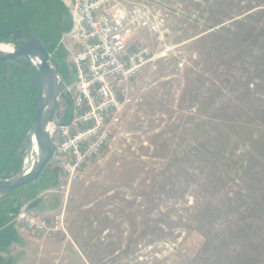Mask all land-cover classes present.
Returning a JSON list of instances; mask_svg holds the SVG:
<instances>
[{
    "label": "rangeland",
    "instance_id": "1",
    "mask_svg": "<svg viewBox=\"0 0 264 264\" xmlns=\"http://www.w3.org/2000/svg\"><path fill=\"white\" fill-rule=\"evenodd\" d=\"M112 2L142 9L150 23L129 45V55L149 51L130 81L132 102L106 147L83 149L77 182L57 154L0 200V264H264V0ZM2 12L0 44L13 46L12 30L32 25L70 83L64 1L29 23ZM37 65L0 62V179L23 168ZM71 109L61 97L58 122ZM30 198L43 207L30 211ZM23 214L62 215L63 229L34 233Z\"/></svg>",
    "mask_w": 264,
    "mask_h": 264
},
{
    "label": "built area",
    "instance_id": "2",
    "mask_svg": "<svg viewBox=\"0 0 264 264\" xmlns=\"http://www.w3.org/2000/svg\"><path fill=\"white\" fill-rule=\"evenodd\" d=\"M72 17V42L68 45V65L73 80L61 75L62 98L71 104L67 122H59L54 156L69 183L77 182L75 171L84 163L83 149L99 152L112 139L122 115L132 102L130 81L146 63L149 51L141 48L129 55L134 32L150 27L142 9L128 10L112 0H63ZM53 156V157H54ZM34 233L51 234L63 229L62 215L52 220L21 215Z\"/></svg>",
    "mask_w": 264,
    "mask_h": 264
},
{
    "label": "water",
    "instance_id": "3",
    "mask_svg": "<svg viewBox=\"0 0 264 264\" xmlns=\"http://www.w3.org/2000/svg\"><path fill=\"white\" fill-rule=\"evenodd\" d=\"M29 37H31L29 39ZM19 57H34L40 60L38 67V102L37 115L30 131V144L27 154H30L35 140L38 150L37 160L31 168L24 167L15 175L0 179V200L11 194L17 188L34 183L45 171L53 158L56 128L59 126V96L61 85L58 72L50 62V55L42 41L34 36L15 46L12 52L0 49V62ZM52 124V133L49 125Z\"/></svg>",
    "mask_w": 264,
    "mask_h": 264
},
{
    "label": "flooded vegetation",
    "instance_id": "4",
    "mask_svg": "<svg viewBox=\"0 0 264 264\" xmlns=\"http://www.w3.org/2000/svg\"><path fill=\"white\" fill-rule=\"evenodd\" d=\"M3 5L0 6L2 8L3 12V18H6V21L8 19L9 14L16 13L19 15L22 22L29 23L30 20L35 16V13L37 14L41 7H47L52 5V0H3ZM33 21V20H32ZM25 27H18L12 30L11 32V38L13 41V47L22 45L26 40L27 36H34L38 39H40L46 48V50L49 53V49L47 47L48 43L47 41L37 34L31 32L32 31V25H25ZM30 28V29H29ZM31 37H29L30 39ZM50 57L52 55L49 53Z\"/></svg>",
    "mask_w": 264,
    "mask_h": 264
},
{
    "label": "bare ground",
    "instance_id": "5",
    "mask_svg": "<svg viewBox=\"0 0 264 264\" xmlns=\"http://www.w3.org/2000/svg\"><path fill=\"white\" fill-rule=\"evenodd\" d=\"M0 49L5 51V52H12L14 50V47L11 46V45H7V44H0ZM20 58H24V57H19V58H15V59H20ZM31 58V57H30ZM34 59V58H33ZM11 60H14V59H11ZM35 60L38 61V67H39V64H40V60L36 59ZM9 61V60H8ZM4 62V61H3ZM37 67V69H38ZM52 124L49 125V132L52 133ZM37 156H38V150H37V145H36V142L34 140L33 142V148H32V151L30 154H27L25 159H24V162H23V167L25 169H28V168H31L33 166V164L35 163V161L37 160Z\"/></svg>",
    "mask_w": 264,
    "mask_h": 264
},
{
    "label": "crops",
    "instance_id": "6",
    "mask_svg": "<svg viewBox=\"0 0 264 264\" xmlns=\"http://www.w3.org/2000/svg\"><path fill=\"white\" fill-rule=\"evenodd\" d=\"M32 201L33 200H31V198L26 202V206H28V209L30 210V211H32V212H36V208H37V210H39V206L41 205L42 207H43V204L40 202V204H39V206H38V204H36V203H32ZM45 202V201H44ZM41 207V208H42ZM43 209V208H42ZM44 211H46V210H44ZM43 253V252H42ZM12 258V257H11Z\"/></svg>",
    "mask_w": 264,
    "mask_h": 264
},
{
    "label": "trees",
    "instance_id": "7",
    "mask_svg": "<svg viewBox=\"0 0 264 264\" xmlns=\"http://www.w3.org/2000/svg\"><path fill=\"white\" fill-rule=\"evenodd\" d=\"M2 200H4V198Z\"/></svg>",
    "mask_w": 264,
    "mask_h": 264
}]
</instances>
